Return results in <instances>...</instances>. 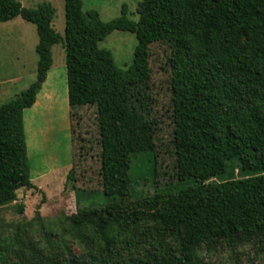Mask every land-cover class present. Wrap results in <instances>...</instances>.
Returning <instances> with one entry per match:
<instances>
[{
  "label": "trees",
  "instance_id": "16d2710c",
  "mask_svg": "<svg viewBox=\"0 0 264 264\" xmlns=\"http://www.w3.org/2000/svg\"><path fill=\"white\" fill-rule=\"evenodd\" d=\"M82 7V0H64L60 36L50 3L27 9L0 0V24L20 17L38 37L35 81L0 106V207L14 202L20 189H37L23 113L34 105L58 44L70 110L96 109L99 196H131L129 89L148 81L149 47L162 43L169 48L176 210L164 221L138 225L122 204L87 208L49 224L43 247L1 246L0 264H193L203 247L245 240L264 250V0H141L137 23L127 19L125 5L106 23ZM114 31L137 40L125 70L99 48ZM69 242L86 252L72 254Z\"/></svg>",
  "mask_w": 264,
  "mask_h": 264
},
{
  "label": "rangeland",
  "instance_id": "374dc122",
  "mask_svg": "<svg viewBox=\"0 0 264 264\" xmlns=\"http://www.w3.org/2000/svg\"><path fill=\"white\" fill-rule=\"evenodd\" d=\"M36 9L50 3L55 9L52 27L64 33V0H16ZM141 0H82L83 11H96L106 23L120 16L137 23ZM36 28L20 17L0 24V106L35 81L38 57ZM134 34L114 31L99 43L111 53L115 66L127 69L133 60ZM150 77L129 89L128 129L131 153L132 193L127 198H100L102 190L100 146L96 109L70 110L67 98L65 53L62 44L51 50L53 69L47 86L54 89V102H43L24 112V129L31 182L37 189H20L17 197L0 207V247L16 242L43 247L50 224L101 204H122L135 224L164 221L176 210L174 124L171 104L169 48L162 43L149 47ZM71 113L74 114L71 117ZM69 122L70 133L67 125ZM72 171V178H68ZM239 177L234 171L233 177ZM81 191L76 197L75 190ZM20 206L23 207L22 212ZM56 228V227H55ZM70 252L81 256L86 249L69 242ZM193 264H264V250L251 240L233 247L222 244L197 251Z\"/></svg>",
  "mask_w": 264,
  "mask_h": 264
},
{
  "label": "crops",
  "instance_id": "0c3cea01",
  "mask_svg": "<svg viewBox=\"0 0 264 264\" xmlns=\"http://www.w3.org/2000/svg\"><path fill=\"white\" fill-rule=\"evenodd\" d=\"M52 69H53V65H52L51 69L49 70V72L47 73L46 80L43 83L41 90L39 91V93L36 96V101H35L34 105L30 109H27V110H31L34 107L42 108L43 102H46V103L48 102L47 105L51 104V102L52 103L54 102V95H55L54 89L52 86H47V81L50 78V75L52 73ZM66 102L68 103V96L66 98ZM23 119H24V113H23ZM67 129H68V132L70 133L69 122L67 125Z\"/></svg>",
  "mask_w": 264,
  "mask_h": 264
}]
</instances>
